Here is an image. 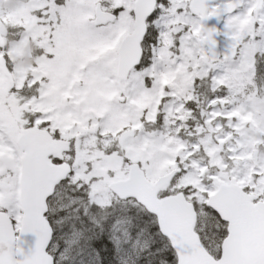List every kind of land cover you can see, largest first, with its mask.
Masks as SVG:
<instances>
[{
	"label": "snow or ice",
	"instance_id": "6c2138e0",
	"mask_svg": "<svg viewBox=\"0 0 264 264\" xmlns=\"http://www.w3.org/2000/svg\"><path fill=\"white\" fill-rule=\"evenodd\" d=\"M9 2L0 264H264V0Z\"/></svg>",
	"mask_w": 264,
	"mask_h": 264
},
{
	"label": "rangeland",
	"instance_id": "374dc122",
	"mask_svg": "<svg viewBox=\"0 0 264 264\" xmlns=\"http://www.w3.org/2000/svg\"><path fill=\"white\" fill-rule=\"evenodd\" d=\"M21 0H10L6 7L7 12H14L16 8L20 6ZM33 49H27L23 54L17 55V63L23 70H27L31 67V56Z\"/></svg>",
	"mask_w": 264,
	"mask_h": 264
}]
</instances>
